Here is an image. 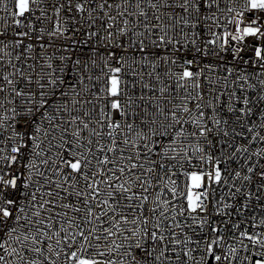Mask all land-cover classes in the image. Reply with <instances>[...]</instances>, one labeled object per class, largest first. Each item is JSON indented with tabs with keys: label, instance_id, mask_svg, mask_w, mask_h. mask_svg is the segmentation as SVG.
<instances>
[{
	"label": "snow or ice",
	"instance_id": "1",
	"mask_svg": "<svg viewBox=\"0 0 264 264\" xmlns=\"http://www.w3.org/2000/svg\"><path fill=\"white\" fill-rule=\"evenodd\" d=\"M0 264H264V0H0Z\"/></svg>",
	"mask_w": 264,
	"mask_h": 264
}]
</instances>
